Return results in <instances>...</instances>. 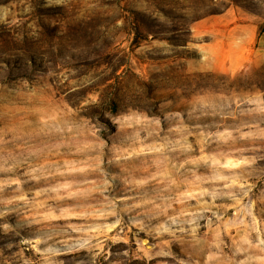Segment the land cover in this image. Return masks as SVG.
Instances as JSON below:
<instances>
[{
  "label": "rangeland",
  "instance_id": "1",
  "mask_svg": "<svg viewBox=\"0 0 264 264\" xmlns=\"http://www.w3.org/2000/svg\"><path fill=\"white\" fill-rule=\"evenodd\" d=\"M0 264H264V0H0Z\"/></svg>",
  "mask_w": 264,
  "mask_h": 264
},
{
  "label": "bare ground",
  "instance_id": "2",
  "mask_svg": "<svg viewBox=\"0 0 264 264\" xmlns=\"http://www.w3.org/2000/svg\"><path fill=\"white\" fill-rule=\"evenodd\" d=\"M48 107V106H47ZM44 109H45V107H44ZM47 110V109H46ZM45 111V110H44ZM46 112V111H45ZM40 115V114H39ZM53 116V115H52ZM44 117V116H43ZM42 117V118H43ZM39 119V118H38ZM47 120V119H46ZM48 120H50V119H48ZM51 123V122H50ZM53 125V124H52ZM30 127H31V125H30ZM54 127H55V125H54ZM49 129V128H48ZM53 129H55V128H53ZM60 129V128H59ZM30 130V129H29ZM61 130V129H60ZM63 130V129H62ZM32 131V130H31ZM47 131H49V130H47ZM56 131V130H55ZM59 130L57 129V132H58ZM65 131L63 130V133H64ZM61 133V132H60ZM29 134H30V132H29ZM62 134V133H61ZM70 134V133H69ZM69 134H68V136H69ZM31 135V134H30ZM45 135H47L46 133H45ZM66 135V134H65ZM36 136V135H35ZM38 136V135H37ZM64 135H62V137H63ZM43 137V136H42ZM47 137V136H46ZM29 138H30V136H29ZM39 138V137H38ZM64 138H65V136H64ZM67 138V137H66ZM43 139V138H42ZM44 139H46V138H44ZM60 139V138H59ZM55 140V139H54ZM63 140V139H62ZM44 141V140H43ZM57 141V140H56ZM32 142V141H31ZM37 143H38V141H37ZM46 143V141L44 142V144ZM55 143V142H54ZM57 143V142H56ZM42 144V143H41ZM47 144H49V143H47ZM62 144V143H61ZM64 144V143H63ZM34 145H36V143L34 144ZM37 145H39V143L37 144ZM53 145V144H52ZM59 145V144H58ZM57 145V146H58ZM60 146V145H59ZM44 147H47V146H45L44 145ZM49 148V147H48ZM59 149V148H58ZM44 152H46L45 150H44ZM70 152V151H69ZM42 155V154H41ZM48 155V154H47Z\"/></svg>",
  "mask_w": 264,
  "mask_h": 264
}]
</instances>
